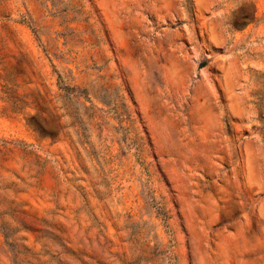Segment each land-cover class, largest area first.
Returning <instances> with one entry per match:
<instances>
[{"label":"rangeland","instance_id":"1","mask_svg":"<svg viewBox=\"0 0 264 264\" xmlns=\"http://www.w3.org/2000/svg\"><path fill=\"white\" fill-rule=\"evenodd\" d=\"M0 264H264V0H0Z\"/></svg>","mask_w":264,"mask_h":264}]
</instances>
